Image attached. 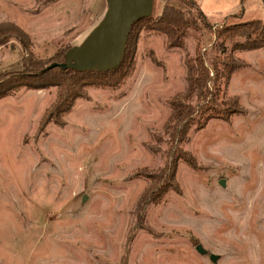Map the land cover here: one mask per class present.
Masks as SVG:
<instances>
[{
  "label": "rangeland",
  "instance_id": "obj_1",
  "mask_svg": "<svg viewBox=\"0 0 264 264\" xmlns=\"http://www.w3.org/2000/svg\"><path fill=\"white\" fill-rule=\"evenodd\" d=\"M194 2L208 28L190 31L183 50L142 33L124 85L88 90L63 126L36 133L54 89L0 100V264H264V50L235 55L247 67L226 92L245 116L191 130L182 148L198 166L179 164L180 194L136 213L151 170L165 161L163 145L147 147L167 100L184 89L185 55L209 50L217 27L264 21V0ZM162 5L153 0L152 15ZM105 10V0H0V23L22 29L32 56L49 65ZM21 52L13 41L0 48V72L18 70Z\"/></svg>",
  "mask_w": 264,
  "mask_h": 264
},
{
  "label": "trees",
  "instance_id": "obj_2",
  "mask_svg": "<svg viewBox=\"0 0 264 264\" xmlns=\"http://www.w3.org/2000/svg\"><path fill=\"white\" fill-rule=\"evenodd\" d=\"M201 26L206 27L205 17L194 0H163L157 15L140 19L131 26L119 67L97 74L59 68L41 73L48 65L32 56L33 43L29 36L12 23H0V48L13 41L22 51L18 70L0 72V100L14 98L23 91L54 89V102L45 109L36 133L49 123L63 126V118L77 100L86 99L88 90L114 92L124 85L134 72L142 33L162 37L167 50H183L188 33L198 31ZM213 39L209 50H201L197 45L194 55H185L183 59L184 89L167 100L169 113L161 131L153 135L155 147H147L157 152L163 145L165 161L161 167L151 170L148 186L137 199L136 213L144 214L147 208L160 205L167 194H180L176 179L179 164L191 169L198 166L193 156L182 148L191 130L201 131L211 120L230 124L234 117L246 114L238 98L228 96L226 90L233 74L247 67L235 55L264 50V21L222 25L215 28ZM63 55L52 63H61Z\"/></svg>",
  "mask_w": 264,
  "mask_h": 264
},
{
  "label": "water",
  "instance_id": "obj_3",
  "mask_svg": "<svg viewBox=\"0 0 264 264\" xmlns=\"http://www.w3.org/2000/svg\"><path fill=\"white\" fill-rule=\"evenodd\" d=\"M105 4L103 17L82 42L67 49L61 63H52L41 73L59 68L100 74L119 67L131 26L152 15L153 0H105ZM195 250L199 254L205 253L199 245ZM209 259L215 262L216 257L210 255Z\"/></svg>",
  "mask_w": 264,
  "mask_h": 264
}]
</instances>
